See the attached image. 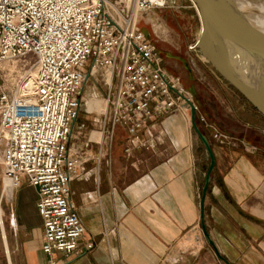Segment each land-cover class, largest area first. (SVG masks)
Segmentation results:
<instances>
[{"label": "crops", "instance_id": "1", "mask_svg": "<svg viewBox=\"0 0 264 264\" xmlns=\"http://www.w3.org/2000/svg\"><path fill=\"white\" fill-rule=\"evenodd\" d=\"M213 79L219 91L196 101L227 139L218 143L202 129L214 156L202 207L209 157L180 114L151 115L136 137L116 126L110 143L101 117L76 139L75 120L66 147L86 158L69 184L84 226L78 254L42 252L36 190L23 180L12 190V233L0 227V264H226L214 248L229 264H264V118Z\"/></svg>", "mask_w": 264, "mask_h": 264}, {"label": "built area", "instance_id": "2", "mask_svg": "<svg viewBox=\"0 0 264 264\" xmlns=\"http://www.w3.org/2000/svg\"><path fill=\"white\" fill-rule=\"evenodd\" d=\"M175 1L0 0V208L23 180L35 187L44 254H78L84 232L69 200V184L83 159L68 153L66 144L90 71L105 74L102 130L109 143L116 126L135 136L153 114L178 113L190 123L191 110L213 140L227 139L212 130L193 94L165 68L139 28L141 14L173 7ZM27 56L35 66L31 89H23L27 78L12 92L4 85L2 65L21 59L26 64ZM93 245L89 241L85 249Z\"/></svg>", "mask_w": 264, "mask_h": 264}, {"label": "rangeland", "instance_id": "3", "mask_svg": "<svg viewBox=\"0 0 264 264\" xmlns=\"http://www.w3.org/2000/svg\"><path fill=\"white\" fill-rule=\"evenodd\" d=\"M138 25L139 28L149 37L156 49L163 52L169 51L173 54H180L184 58L191 70L190 81L193 82L199 99L203 96V92L207 89L219 91L216 81L213 78L214 76L220 78V76L201 56L197 46H195L199 35L200 22L197 11L189 0H176L173 7L148 10L141 14ZM252 29L254 30V28ZM26 61V64H24L21 59L9 61L2 65L4 85L12 92L17 90L20 91L24 81L29 78L31 73L35 72L33 60L27 56ZM88 65L89 62L87 66ZM163 65L168 71L179 76L180 79L182 76H185V73H182L180 65H173L176 72L168 68L164 63ZM86 69H88V67H86ZM218 80H221L220 82L222 83L224 82L221 78ZM181 82L184 85L182 79ZM224 84L228 92L237 96L240 101L244 102L245 106H248L247 109L250 112H253L254 109L251 108L247 102H245L227 83L224 82ZM187 89L191 92L190 88ZM105 94L106 85L104 72L101 69L90 71L89 77L83 84L80 92L79 115L74 123V129L72 131L75 139L78 138V136L79 138L84 136L89 129L97 127L100 123V117L102 124L103 112L105 109ZM242 114L249 119V121L253 120L251 115H248L245 112ZM261 122L263 123L264 119H262ZM71 149V155H80L83 162L86 161V158H84L79 150L75 147ZM1 188L2 182L0 166V191ZM10 205L11 203L9 201L5 202L3 200L0 208V220L3 222V227L7 236L9 235V232L12 233L9 228L12 224Z\"/></svg>", "mask_w": 264, "mask_h": 264}, {"label": "water", "instance_id": "4", "mask_svg": "<svg viewBox=\"0 0 264 264\" xmlns=\"http://www.w3.org/2000/svg\"><path fill=\"white\" fill-rule=\"evenodd\" d=\"M192 2L197 8L200 22V32L196 40L199 53L220 78L231 85L264 118V61L257 59L241 29L235 25L237 22L240 24V15L233 5L231 11L229 0H192ZM88 77L89 73L85 75L84 83ZM190 124L209 157L200 198L202 207L214 167V156L208 138L197 125L193 110L190 113ZM202 231L208 244L214 248L203 226ZM214 251L219 259L229 264L215 248Z\"/></svg>", "mask_w": 264, "mask_h": 264}, {"label": "bare ground", "instance_id": "5", "mask_svg": "<svg viewBox=\"0 0 264 264\" xmlns=\"http://www.w3.org/2000/svg\"><path fill=\"white\" fill-rule=\"evenodd\" d=\"M229 5L231 11L234 6L236 12L240 15L241 26L237 21L239 26L235 24L236 22L234 24L241 29L244 38L249 42L248 45L253 49L257 59L264 61V0H229ZM33 76L34 73L29 75L27 83L23 87L24 90L29 91L31 89ZM4 188L9 192L10 188L7 182H5ZM0 223L2 229V221Z\"/></svg>", "mask_w": 264, "mask_h": 264}, {"label": "flooded vegetation", "instance_id": "6", "mask_svg": "<svg viewBox=\"0 0 264 264\" xmlns=\"http://www.w3.org/2000/svg\"><path fill=\"white\" fill-rule=\"evenodd\" d=\"M158 50V49H157ZM159 53L161 54V57H162V61L163 63L168 67L170 68L171 70L175 71L176 72V69L174 68L173 65H180L181 66V70H182V73L184 74L185 73V76H182V81L184 83V85L187 87V88H190L191 89V92L192 94L194 95L195 99L197 98L198 99V95H197V91L195 90L194 88V85H193V82L190 81L191 80V75H190V68L188 67V64L187 62L184 60V58L180 55V54H173L169 51H161V50H158ZM175 63V64H174ZM182 65H181V64ZM185 77V78H184Z\"/></svg>", "mask_w": 264, "mask_h": 264}, {"label": "trees", "instance_id": "7", "mask_svg": "<svg viewBox=\"0 0 264 264\" xmlns=\"http://www.w3.org/2000/svg\"><path fill=\"white\" fill-rule=\"evenodd\" d=\"M225 82V81H224ZM225 83H227V82H225ZM228 84V83H227ZM229 85V84H228ZM245 102H247L231 85H229ZM248 103V102H247ZM249 104V103H248ZM250 105V107L251 108H253L252 106H251V104H249ZM254 109V108H253ZM255 110V109H254ZM256 111V110H255Z\"/></svg>", "mask_w": 264, "mask_h": 264}]
</instances>
